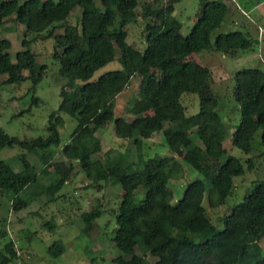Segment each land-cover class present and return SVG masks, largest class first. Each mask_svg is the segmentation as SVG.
<instances>
[{
	"label": "trees",
	"instance_id": "trees-1",
	"mask_svg": "<svg viewBox=\"0 0 264 264\" xmlns=\"http://www.w3.org/2000/svg\"><path fill=\"white\" fill-rule=\"evenodd\" d=\"M100 2L101 8L95 0H0V28L9 18L32 34L22 39L23 49L16 52L14 61L8 52L10 40L0 39V75L6 76L0 85L30 81L31 105L40 104L34 92L47 65L37 63L30 45L48 38L58 66L55 76L61 80L60 102L49 114L46 135L20 138L0 128V150H22L17 156L19 171L0 160V196H8L16 212L40 196L53 203L64 184L82 173L98 190L108 182L119 184L123 191L112 240L127 256L113 258L115 264H264V251L259 245L264 237V179L254 180L243 200L231 206L217 225L207 213L225 202L234 191V178L252 170L254 163L249 157L244 168L237 157L227 154L223 138L232 126L218 112L219 98L211 70L191 59L203 50L235 56L257 41L241 30L212 37L213 31L232 17L224 0H199V15L186 35L180 32L181 23L173 15L178 0H165L161 5H155L158 0H148L142 10L152 19L141 31L142 48H137L126 38L128 26L137 22L135 9L139 1ZM76 8L80 14L74 24L69 18ZM57 28L62 32L57 33ZM114 59L120 68L94 77ZM133 77L139 79V90L127 108L132 116L128 120L115 115V98ZM232 79L231 97L240 118L231 134V144L250 154L258 132L264 145V71L242 68L233 73ZM184 94L197 96V112L186 113ZM61 112L74 118L76 126L61 148L65 159L53 161L52 147L60 146L59 129L65 123ZM109 123H113L116 138L133 144L136 162L125 164L127 152L109 162L96 157L101 150L97 131ZM157 132L162 134L171 155L144 158L142 144ZM177 153L203 178L189 181L182 196L172 202L168 183L183 174ZM28 154L37 155L41 171L28 160ZM46 171L48 183L36 188L41 172ZM140 188L142 197H138ZM99 206L82 213L86 224L101 215ZM44 225L50 230L56 227L50 219L43 220ZM64 251L61 240L47 249L51 257ZM148 255L155 260H149ZM17 259L16 246L9 240L0 251V264Z\"/></svg>",
	"mask_w": 264,
	"mask_h": 264
},
{
	"label": "rangeland",
	"instance_id": "rangeland-1",
	"mask_svg": "<svg viewBox=\"0 0 264 264\" xmlns=\"http://www.w3.org/2000/svg\"><path fill=\"white\" fill-rule=\"evenodd\" d=\"M139 6L135 12L137 22L128 26L126 41L142 48V29L152 18L142 10V4L148 0H138ZM232 13V17L226 18L218 28L213 31L212 37L219 32L229 30H241L248 32L249 37L256 40L248 50L239 51L235 56L222 55L211 50H203L191 56V59L199 64L207 66L213 76V86L219 98L218 112L220 116L231 124V129L223 138V146L227 154L237 157L244 168L247 159H253L254 168L245 170L244 174L234 178V191L223 204L216 210L208 209V215L214 224L231 206L243 200L244 195L251 189L252 182L264 179V145L260 143L259 132L252 140L253 151L245 154L240 149L232 146L231 134L235 125L239 122L240 113L231 97L233 85L232 75L236 70L248 67H257L264 71V0H224ZM98 8H101L100 0H95ZM165 0H158L157 4H164ZM199 0H178L175 3L173 15L181 23L180 32L186 35L194 20L199 15ZM80 14L76 8L69 20L77 23ZM56 32H62L57 28ZM24 37L31 38L22 24L7 18L5 24L0 28V39L7 38L11 42L8 49L11 59L15 60L17 51L23 49L21 41ZM30 48L36 53L38 64L47 65L46 74L36 86L34 95L41 99V103L31 105L32 92L28 91L30 81L20 85H0V128L10 135L20 138L31 139L46 135V126L49 114L58 108L60 102L59 89L61 80L57 74V62L52 57L53 45L51 39L32 42ZM116 57L119 52L116 49ZM120 68L116 59L95 72L96 77L100 72ZM28 74L27 71H24ZM6 78L0 75V82ZM139 79L133 77L130 85L115 98V115L130 120L131 115L127 113L128 106L138 96ZM182 102L186 107L187 114L198 111V98L193 94H184ZM29 109V110H27ZM19 111H24L15 116ZM65 123L59 129L61 139L60 146L52 147L53 161L64 160L62 146L68 142L69 135L76 126V120L69 114L61 112ZM98 133V134H97ZM97 136L101 141V150L96 155L101 161L109 162L115 158L119 159L121 154L124 162L133 163L137 161L136 149L129 140L118 139L113 132V123L100 128ZM196 143L200 141L196 139ZM22 150L18 147H4L0 150V160H5L14 171L21 169L18 155ZM144 158L154 155H171L161 133L157 132L142 144ZM125 155V154H124ZM123 156V155H122ZM183 167V174L178 179H171L168 183L173 192L172 202L177 201L183 194L186 184L202 175L182 160L180 154H175ZM28 160L37 171H41L42 165L34 154L27 155ZM48 171L41 172L38 185L48 183ZM138 197H142L143 190L140 188ZM123 193L119 184L105 183L101 189H96L91 182L82 174L78 173L72 181L64 184L59 191V198L49 203L44 196L34 198L29 205L20 211H13L8 196H0V251H4V244L12 240L16 246L18 259L9 264H115L113 258L118 255L126 257L113 243L114 228L116 227L115 214L118 203ZM26 197V194H22ZM100 205L103 212L88 225L82 219V213ZM206 205V201L204 200ZM50 219L56 223L54 230L43 226V220ZM2 231V232H1ZM56 240H61L65 245V251L58 257H51L48 246ZM259 245L264 251V237L260 239ZM136 253L140 250L136 248ZM148 259H155L148 255Z\"/></svg>",
	"mask_w": 264,
	"mask_h": 264
}]
</instances>
